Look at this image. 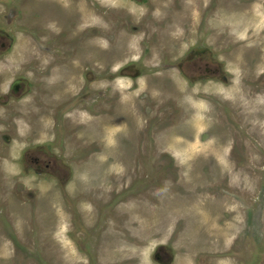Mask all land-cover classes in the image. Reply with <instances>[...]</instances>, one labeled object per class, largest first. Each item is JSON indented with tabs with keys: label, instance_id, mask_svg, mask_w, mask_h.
Returning <instances> with one entry per match:
<instances>
[{
	"label": "rangeland",
	"instance_id": "1",
	"mask_svg": "<svg viewBox=\"0 0 264 264\" xmlns=\"http://www.w3.org/2000/svg\"><path fill=\"white\" fill-rule=\"evenodd\" d=\"M1 46L0 264H264V0H0Z\"/></svg>",
	"mask_w": 264,
	"mask_h": 264
},
{
	"label": "flooded vegetation",
	"instance_id": "2",
	"mask_svg": "<svg viewBox=\"0 0 264 264\" xmlns=\"http://www.w3.org/2000/svg\"><path fill=\"white\" fill-rule=\"evenodd\" d=\"M141 26L132 24L130 29L133 32H139L141 30ZM4 46L0 47V54L6 50H4ZM201 50H193L189 56L188 60L184 62L183 64L178 65L179 70L185 74V76H189L190 72L193 74L200 73L203 75H214L216 76V71H213L211 62L206 60V58L203 57H195L200 56ZM193 58V59H192ZM197 58V59H196ZM189 64L188 66L191 67L192 70L189 71V73H186L184 69V65ZM182 73V74H183ZM183 74V75H184ZM191 75V74H190ZM193 76V75H191ZM194 77V76H193ZM196 78V77H194ZM224 78V77H223ZM31 89V86L29 85V80H23L22 78H19L15 80L9 89V94L0 101V106L5 105L9 102L11 99H17L18 96L28 93ZM23 161L25 162V165L28 166V170L37 172L39 174H45V173H52L50 171V164H53L58 172L65 170L67 168L65 165L60 164V160L58 157H56L54 154L47 152L44 148H33L30 150H27L25 154L23 155ZM55 171V175L57 176L59 173ZM166 250L165 248H160L156 253V258L158 260H161L162 254H165ZM168 257V263L172 262L173 258L172 256L167 255Z\"/></svg>",
	"mask_w": 264,
	"mask_h": 264
}]
</instances>
